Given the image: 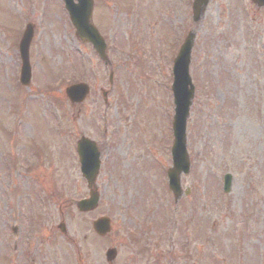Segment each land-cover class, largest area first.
Masks as SVG:
<instances>
[{
    "label": "rangeland",
    "instance_id": "rangeland-1",
    "mask_svg": "<svg viewBox=\"0 0 264 264\" xmlns=\"http://www.w3.org/2000/svg\"><path fill=\"white\" fill-rule=\"evenodd\" d=\"M189 2L93 0L104 62L75 35L62 0H0V264H264V8L210 0L193 22ZM191 30L190 169L175 198L171 68ZM78 81L89 92L70 103L64 88ZM82 135L100 151V198L86 212L75 205L88 196ZM101 215L111 220L105 236L92 228Z\"/></svg>",
    "mask_w": 264,
    "mask_h": 264
},
{
    "label": "water",
    "instance_id": "water-1",
    "mask_svg": "<svg viewBox=\"0 0 264 264\" xmlns=\"http://www.w3.org/2000/svg\"><path fill=\"white\" fill-rule=\"evenodd\" d=\"M70 20L75 27L76 35L82 41L92 43L98 55L107 61L105 54V43L96 28L91 23L92 0H64ZM208 0H194V19L197 20ZM259 5H264V0H253ZM32 35V27L28 26L20 41V55L22 59L21 82L27 84L30 78V67L28 62V46ZM193 33H189L184 40L177 56L174 59L173 71V101L175 114L173 121L174 142L172 146L173 167L168 170L169 186L177 198L181 194L178 175L181 171L187 172L189 167L188 155L185 146V121L189 112V105L193 95V84L188 73L190 50L193 42ZM89 91L86 83H76L66 87L65 93L72 103L81 101ZM80 168L90 188L89 197L76 202L80 211L92 210L97 206L99 195L92 187L99 167V152L95 143L82 136L77 141ZM232 176L229 173L223 177V191L229 192ZM61 231L65 232L64 223L59 224ZM93 228L99 235H105L110 230V219L102 216L93 221ZM116 255L115 248L106 251V258L111 261Z\"/></svg>",
    "mask_w": 264,
    "mask_h": 264
}]
</instances>
